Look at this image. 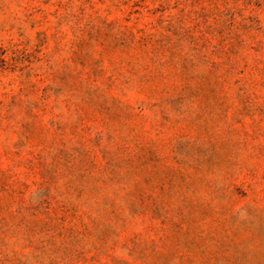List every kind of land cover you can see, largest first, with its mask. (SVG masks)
Returning <instances> with one entry per match:
<instances>
[{
    "label": "rangeland",
    "instance_id": "374dc122",
    "mask_svg": "<svg viewBox=\"0 0 264 264\" xmlns=\"http://www.w3.org/2000/svg\"><path fill=\"white\" fill-rule=\"evenodd\" d=\"M0 264H264V0H0Z\"/></svg>",
    "mask_w": 264,
    "mask_h": 264
}]
</instances>
